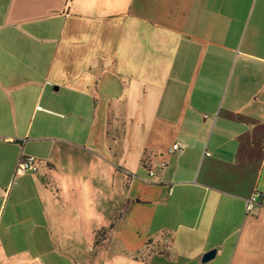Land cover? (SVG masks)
Listing matches in <instances>:
<instances>
[{"label": "crops", "instance_id": "0c3cea01", "mask_svg": "<svg viewBox=\"0 0 264 264\" xmlns=\"http://www.w3.org/2000/svg\"><path fill=\"white\" fill-rule=\"evenodd\" d=\"M0 264H264V0H0Z\"/></svg>", "mask_w": 264, "mask_h": 264}, {"label": "built area", "instance_id": "2783aa9c", "mask_svg": "<svg viewBox=\"0 0 264 264\" xmlns=\"http://www.w3.org/2000/svg\"><path fill=\"white\" fill-rule=\"evenodd\" d=\"M177 149V145L173 146L172 151ZM38 161L34 157H23L20 158L16 165L14 173L15 175H23L26 173H35L38 171ZM149 176H153V173L149 171ZM258 205V194L254 193L245 202L246 213H251Z\"/></svg>", "mask_w": 264, "mask_h": 264}, {"label": "water", "instance_id": "95a60500", "mask_svg": "<svg viewBox=\"0 0 264 264\" xmlns=\"http://www.w3.org/2000/svg\"><path fill=\"white\" fill-rule=\"evenodd\" d=\"M215 253H216L215 250H211V251L205 253V254L203 255V257H202V261H203V262H206V261L212 259V258L214 257V255H215Z\"/></svg>", "mask_w": 264, "mask_h": 264}]
</instances>
